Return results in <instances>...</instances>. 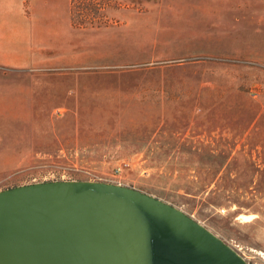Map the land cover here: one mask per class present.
<instances>
[{
    "label": "rangeland",
    "instance_id": "374dc122",
    "mask_svg": "<svg viewBox=\"0 0 264 264\" xmlns=\"http://www.w3.org/2000/svg\"><path fill=\"white\" fill-rule=\"evenodd\" d=\"M107 1V25L146 9L129 15L147 38L132 39L141 50L132 61L0 64V191L69 180L130 187L191 216L247 264H264V24H249L264 22V0ZM234 1L238 17L249 16L240 28L255 33L243 43L260 56L206 52ZM27 7L0 0V32L27 24ZM225 172L239 175L236 202L222 192Z\"/></svg>",
    "mask_w": 264,
    "mask_h": 264
},
{
    "label": "water",
    "instance_id": "95a60500",
    "mask_svg": "<svg viewBox=\"0 0 264 264\" xmlns=\"http://www.w3.org/2000/svg\"><path fill=\"white\" fill-rule=\"evenodd\" d=\"M0 264H247L191 216L126 186L0 191Z\"/></svg>",
    "mask_w": 264,
    "mask_h": 264
},
{
    "label": "crops",
    "instance_id": "0c3cea01",
    "mask_svg": "<svg viewBox=\"0 0 264 264\" xmlns=\"http://www.w3.org/2000/svg\"><path fill=\"white\" fill-rule=\"evenodd\" d=\"M163 1L146 0L156 5ZM27 5L30 10L27 24L13 23L9 31L0 32L1 65L12 68L116 66L132 61L138 55L131 52L141 53L140 49H135L132 39L139 40V44L147 39L133 31L142 24L132 22L129 17L131 11L142 14L146 9L140 12L124 9L123 22L119 24L74 28L69 21V0H27ZM238 5L234 1V5L225 8V32L222 28L214 38L205 36L216 41V45L207 44L206 52L241 57L261 55L256 44L245 46L243 41L255 34L246 29L249 24L264 22L253 21L241 29L240 25L248 22L249 16L244 19L238 17ZM36 10L39 11L37 14ZM219 39L221 43L217 41ZM154 40L158 42L160 37ZM124 47L130 51L124 53L119 50Z\"/></svg>",
    "mask_w": 264,
    "mask_h": 264
},
{
    "label": "trees",
    "instance_id": "16d2710c",
    "mask_svg": "<svg viewBox=\"0 0 264 264\" xmlns=\"http://www.w3.org/2000/svg\"><path fill=\"white\" fill-rule=\"evenodd\" d=\"M107 7H109L107 0H69L70 24L77 28L107 25L106 21L102 19V16H104L102 12ZM219 178L223 180L222 192L227 202H236L239 196L237 186L239 175L232 172H225Z\"/></svg>",
    "mask_w": 264,
    "mask_h": 264
},
{
    "label": "bare ground",
    "instance_id": "6f19581e",
    "mask_svg": "<svg viewBox=\"0 0 264 264\" xmlns=\"http://www.w3.org/2000/svg\"><path fill=\"white\" fill-rule=\"evenodd\" d=\"M249 216H250V215H244V214H241V215H239L238 217H242V218H244V219H245V218L247 219V218H249Z\"/></svg>",
    "mask_w": 264,
    "mask_h": 264
},
{
    "label": "built area",
    "instance_id": "2783aa9c",
    "mask_svg": "<svg viewBox=\"0 0 264 264\" xmlns=\"http://www.w3.org/2000/svg\"><path fill=\"white\" fill-rule=\"evenodd\" d=\"M251 95L254 96L253 92H251Z\"/></svg>",
    "mask_w": 264,
    "mask_h": 264
}]
</instances>
